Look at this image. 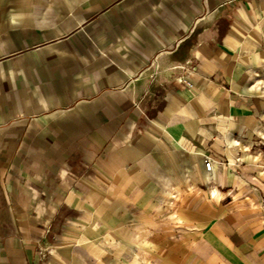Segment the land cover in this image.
Masks as SVG:
<instances>
[{
	"label": "crops",
	"instance_id": "crops-1",
	"mask_svg": "<svg viewBox=\"0 0 264 264\" xmlns=\"http://www.w3.org/2000/svg\"><path fill=\"white\" fill-rule=\"evenodd\" d=\"M49 9L0 102V264H105L86 219L117 264H264V0Z\"/></svg>",
	"mask_w": 264,
	"mask_h": 264
},
{
	"label": "rangeland",
	"instance_id": "rangeland-1",
	"mask_svg": "<svg viewBox=\"0 0 264 264\" xmlns=\"http://www.w3.org/2000/svg\"><path fill=\"white\" fill-rule=\"evenodd\" d=\"M64 3H66V0H0V102L9 95V84L22 89L23 55L37 53L38 46L27 47L22 45V35L25 37V40H31L33 34L37 32L36 17H47V11H51L49 9L50 6L55 5L58 7ZM35 7L41 8L40 15H36ZM51 15L48 14V16ZM44 24L46 25V23ZM13 62H16V64L13 65ZM260 79H264L263 74H261ZM120 204V207L124 205L123 202ZM134 207L139 209V206H132L131 208ZM110 208L108 209L109 211L112 210ZM135 219L140 218L133 217L119 220L122 222V225H128L130 222L133 224ZM124 220L126 223L123 222ZM107 221V219H86L82 221V224L88 225L90 230H102L99 236L93 238L91 236L89 238L91 249L93 250V246L97 248L95 249L96 251L98 247L102 249L101 253L105 258V264H117L119 254L122 251L115 250L113 229L109 227ZM80 224L81 221H78V227L83 228ZM125 252L127 253V251H123L124 254ZM49 253L43 254L42 259H47ZM93 264L103 263L94 259Z\"/></svg>",
	"mask_w": 264,
	"mask_h": 264
},
{
	"label": "built area",
	"instance_id": "built-area-1",
	"mask_svg": "<svg viewBox=\"0 0 264 264\" xmlns=\"http://www.w3.org/2000/svg\"><path fill=\"white\" fill-rule=\"evenodd\" d=\"M204 167L207 172H212L215 168V162L211 157H204Z\"/></svg>",
	"mask_w": 264,
	"mask_h": 264
}]
</instances>
